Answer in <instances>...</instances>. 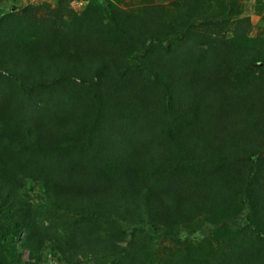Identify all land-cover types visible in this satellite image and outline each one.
<instances>
[{
  "label": "trees",
  "instance_id": "16d2710c",
  "mask_svg": "<svg viewBox=\"0 0 264 264\" xmlns=\"http://www.w3.org/2000/svg\"><path fill=\"white\" fill-rule=\"evenodd\" d=\"M101 5L119 42L90 16L68 30L57 9L0 13V264H39L44 250L65 264H116V244L84 229L95 220L133 222L153 239L181 244L172 232L189 230L194 209L178 178L141 187L169 168L206 170L227 195L245 199L264 233V51L243 57L246 42L224 38L209 65L184 53L168 57L157 35L135 31L137 17ZM181 18L186 31L218 17L188 10ZM71 88L89 89L90 100L67 106L43 94ZM157 110L166 114L161 165L150 143L158 125L147 121ZM132 125L142 132L127 133ZM36 191L46 206L80 217V230L38 220ZM120 259L138 264L132 254ZM220 264H264V246Z\"/></svg>",
  "mask_w": 264,
  "mask_h": 264
},
{
  "label": "rangeland",
  "instance_id": "374dc122",
  "mask_svg": "<svg viewBox=\"0 0 264 264\" xmlns=\"http://www.w3.org/2000/svg\"><path fill=\"white\" fill-rule=\"evenodd\" d=\"M104 0H0V13L20 12L22 9L38 10L45 13L46 9L55 10L64 14L60 22L62 28L71 30L75 27L84 26L87 18L93 17L100 22L101 27L107 30L113 41L119 42L117 35L110 30L112 23L109 14L102 7ZM116 6L133 19L137 17L135 31L147 37L150 34L158 36L162 50L168 57H178L184 53L189 54L196 63L209 65L217 54V47L224 38H234L235 44L246 42L249 47L243 57H250L253 51H264V0H106ZM48 7V8H46ZM194 11L197 14H209L218 17L217 20H208L206 24L196 21L186 31L181 14L185 11ZM47 14V13H45ZM40 17L45 18L38 14ZM55 17V15L53 16ZM56 18V17H55ZM145 43V48L152 46L148 51L154 50L157 43ZM167 47H171L168 51ZM140 50L144 49L140 47ZM134 52L131 53V57ZM264 57V56H263ZM252 64V69L259 71ZM1 82L0 86H5ZM59 90L58 94L45 91L46 98H61L68 106L90 100L91 91L84 88H71ZM223 93V92H222ZM212 95L207 94L210 98ZM228 98L236 99L232 94ZM248 99V97H247ZM208 115V114H207ZM210 116V115H209ZM166 119L165 112L157 110L150 119L158 125V130L152 131L151 145L153 155L157 157L156 165H161L159 154L161 144L165 141L161 127ZM170 127V129H169ZM178 124L168 122V131L175 132ZM127 133L139 135L142 132L138 126L132 125ZM134 137V136H133ZM256 150H259L258 147ZM264 155V154H262ZM261 155L259 154L258 157ZM198 175L184 174L169 168L162 175L163 179L156 176L157 170L151 176L145 178L141 187L143 189L156 188L162 182L170 181L169 178H178L179 189L185 194L188 202L193 206L192 223L189 226V234L185 228L174 229V233L181 244L169 240H157L145 235L143 226L132 223H105L90 221L84 226L85 231L92 234L99 230L100 235L107 236L115 243L113 252L119 253L116 264L121 263L120 256H131L136 258L138 264H191L190 258L198 259L202 264H220L233 257V255L246 256L251 252L264 246V233L256 226L258 223L250 205L238 195H227L220 189L216 180L206 174V170L200 169ZM183 182H182V181ZM221 191L220 194H217ZM199 193L196 194V193ZM30 193H28L29 195ZM202 194L205 200L200 198ZM30 201L34 206V216L45 225L54 226L67 225L80 230L84 221L76 214L62 213L46 206L39 191L30 195ZM197 209V210H196ZM180 229V230H178ZM26 260V255L24 256ZM39 264H65L60 255L52 254L44 250L40 255ZM93 259H88V264H93ZM112 264V263H110ZM196 264V261H195Z\"/></svg>",
  "mask_w": 264,
  "mask_h": 264
}]
</instances>
